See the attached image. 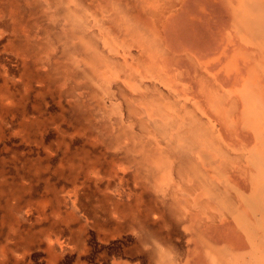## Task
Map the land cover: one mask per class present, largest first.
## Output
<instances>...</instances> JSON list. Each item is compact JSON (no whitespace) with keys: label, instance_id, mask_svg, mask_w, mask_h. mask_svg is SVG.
Listing matches in <instances>:
<instances>
[{"label":"rangeland","instance_id":"1","mask_svg":"<svg viewBox=\"0 0 264 264\" xmlns=\"http://www.w3.org/2000/svg\"><path fill=\"white\" fill-rule=\"evenodd\" d=\"M85 1L91 9L80 13L86 25L83 31L106 60L119 63L117 75L112 63L102 69L109 78L107 83L85 65L79 39L72 65L75 78L69 80L66 72L54 71L59 62L68 66L70 62L62 55V44L52 38L55 31L47 13L53 10L46 9L44 0H0V264H216L210 262L205 248H217L214 222L206 224L202 220L203 231L197 239L189 224L185 226L178 220V224H165L160 211L163 202L170 201L168 194L163 197L146 183L137 189L146 192V200L153 198L157 239H166L160 240L155 258L150 260L140 243L143 232L138 226L150 201L142 205V211L128 208L120 227L105 233L91 219L85 225L80 218L68 216L64 198L73 185L54 172L67 155L80 154L90 161L82 150L101 156L103 167L108 166L112 156L121 157L122 153L111 148L113 125L117 130L119 120L123 131L128 127L145 141H163L144 136L141 129L140 123L146 119L141 98L148 91L159 90L162 96L157 97V105L168 110L170 125H175L177 102L189 110L195 109V102L207 108L202 89L206 83L201 75L207 73L215 84L225 85L220 68L231 59L233 49L225 37L232 38L228 15L216 0H185L160 31L164 54L155 60L151 44L144 43L139 33L132 42L127 29H118L110 22L115 19L124 24L131 18L151 35L155 22L147 13L145 0ZM115 5L123 8L122 15L126 17L112 15ZM80 34L77 32L79 37ZM224 49L228 57L215 60ZM158 63L169 77L167 83L148 73ZM85 71L91 79L85 78ZM133 83L140 90L136 91ZM104 85L108 91L101 90ZM131 106L139 113L134 118L128 113ZM34 119L35 125L30 124ZM83 175L80 173L78 182H83ZM91 184L93 190L105 188L104 184ZM129 185L133 187V182ZM102 194L98 191L82 199L83 204L91 202L89 206L99 210L101 220L107 219L109 205L99 203ZM133 202L134 199L126 203ZM180 214L185 215L182 211ZM196 222L193 217L191 225ZM59 235L60 241L79 236L85 246L51 258L47 238Z\"/></svg>","mask_w":264,"mask_h":264},{"label":"bare ground","instance_id":"2","mask_svg":"<svg viewBox=\"0 0 264 264\" xmlns=\"http://www.w3.org/2000/svg\"><path fill=\"white\" fill-rule=\"evenodd\" d=\"M248 1L249 16L255 18L250 23L254 29L258 27L253 33V39L260 45L259 41H264V28H261L264 25V0ZM44 2L47 10H53L47 13L55 31L52 38L62 44V55L70 62L69 66L59 62L55 72H66V76L71 77L69 80L75 78L72 65L79 50L76 47V40L79 39L81 52L86 58L85 65L99 80L108 82L109 78L102 74V69L108 63H112L114 75L119 73L116 69L119 63L106 60L91 37L83 31L86 25L80 13H87L91 9L85 0ZM145 2L148 4L147 13L155 22V31L151 35L142 29L139 30L134 24L128 28V25L133 23L131 18V21L124 24H121V21L114 22L115 19L110 22L118 29H127L132 42L139 33L144 43L151 44L150 49L152 48L157 60L158 56L164 54L160 29L175 11L176 5L173 0ZM239 2L241 4L243 0ZM113 9L114 17H126L122 15L123 8L115 5ZM77 32L81 33L80 37ZM145 47L148 48L146 45ZM135 68L130 67V70ZM151 69L148 72H152ZM131 75L134 82L136 73ZM84 76L91 79L87 76V71ZM132 87L136 91L140 90V86L134 83ZM101 90L108 91L109 87L104 85ZM161 96L158 91H148L141 98V103L146 107V119H143L140 125L145 132L144 136L160 137L163 141H145L143 136H136L128 127L123 131L120 127L123 123L119 120L117 130L113 125L111 148L122 153V156H112L107 162L108 166L103 167L102 157L90 153V150L87 153L82 150L83 155L88 156L90 161H87L86 157H80V154H71L60 159L54 173L71 180L73 185L64 198L68 216L80 218L85 225H89L91 219L95 227L102 232H112L120 227L121 219L128 208L135 212L142 211V205L150 201L138 226L143 232L140 243L146 249L145 254L153 260L160 247V240L165 238L157 239L154 229L157 208L152 206L153 198L146 200V192L137 191L140 184L143 186L146 183L157 189L163 197L167 194L170 197V201L163 202L165 204L160 211L165 224H178V221L185 226L189 224V230L197 239L203 231L202 220H205L206 224L214 222L219 240L217 248L205 247L209 252V260L213 263L264 264V87L260 82H251L242 91L233 112H216L218 123L224 125L232 121V127L225 131L227 133L220 132L218 135H214L215 128L209 127L202 118L205 113H200L199 106L189 110L177 102L175 125H170L166 118L168 110L157 105L160 103L157 97ZM122 97L128 100L125 94H122ZM128 103L132 104L131 101ZM128 113L130 118L139 114L132 106ZM35 120L30 124L35 125ZM223 125L220 130H223ZM207 127L209 134H206ZM66 145L68 146V143ZM47 152L52 155L50 150ZM47 168L49 169L48 166ZM65 170L68 173L64 172ZM82 172L84 180L78 182ZM92 181L96 186H105L103 190L99 187L97 190L103 193L99 203L109 204L106 210L107 219H100L99 210L95 206H89L92 205L91 202H82L83 197L89 199L91 194L98 192L92 189ZM130 181L133 182V187L129 185ZM132 199V204L126 203ZM180 211L185 215L182 216ZM193 217L197 222L191 225ZM238 241L241 242L239 245ZM80 246L84 247L85 244L79 236H71L63 241H60V235L47 238V247L54 257L58 254L56 250H72Z\"/></svg>","mask_w":264,"mask_h":264},{"label":"crops","instance_id":"3","mask_svg":"<svg viewBox=\"0 0 264 264\" xmlns=\"http://www.w3.org/2000/svg\"><path fill=\"white\" fill-rule=\"evenodd\" d=\"M175 3V11L171 13L168 17L173 16L174 13H177L185 0H173ZM218 4L222 6V8L226 11L228 18H229V32L232 38L229 35L225 36L227 39L228 46H231L232 53L230 55L231 59L224 64L221 69V73L223 76V80L225 81V85H230V87H224V84H215L212 80V77L209 76L207 73H203L201 76L205 81L204 88V95L207 97V108H202L199 102H195L194 106L199 108L201 114H204V117H207L204 121L207 122L209 127H214L215 132L214 135L220 132H225L227 129L232 127V121L226 122L223 124L218 123L215 115L216 112H223V113H231L233 112V108L235 107L236 102L239 100V96L242 95V91L246 88L248 84L260 82V84L264 87V52L260 53V51H264V41H259L260 45L256 44L253 39L255 38L254 34L258 27L254 29V26L251 25L250 21L255 20V18H251L249 16V7L250 1L243 0L240 4L239 0H216ZM253 12V10H252ZM167 19V20H168ZM257 19V18H256ZM165 24L162 26L160 31L165 27ZM131 21V20H130ZM133 23L128 25L133 26V24L139 27V30H145V26L142 24H138L136 20H132ZM259 25V24H258ZM264 28V25L261 26ZM155 31V30H154ZM233 40L236 44H232ZM161 44H162V37H161ZM238 46V48H236ZM227 49H224L220 54L219 58H215V60H220L222 58H227ZM240 62V64H239ZM157 67L152 68V72H148L155 76L162 82L169 81V77L166 75L164 70L158 64ZM155 69V70H154ZM211 78V79H209ZM224 85V86H223ZM147 88H149L147 86ZM155 90H158L155 87ZM159 91V90H158ZM211 115V116H210ZM221 125L224 126L223 130H220ZM209 127L206 129V134H209ZM206 137V135H205ZM204 142V141H203ZM206 142V141H205ZM204 142V143H205ZM58 248V246H56ZM210 248H214L213 246ZM209 250V249H208ZM59 254V251L56 250ZM65 251V250H64ZM47 252L51 258H57L49 251L47 247ZM209 256V252H208ZM210 262H212L210 260Z\"/></svg>","mask_w":264,"mask_h":264}]
</instances>
